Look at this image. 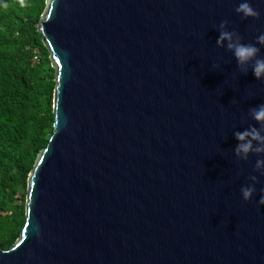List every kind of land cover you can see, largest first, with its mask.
<instances>
[{
    "label": "water",
    "instance_id": "1",
    "mask_svg": "<svg viewBox=\"0 0 264 264\" xmlns=\"http://www.w3.org/2000/svg\"><path fill=\"white\" fill-rule=\"evenodd\" d=\"M237 2L46 0L53 133L0 264H264V175L234 153L264 79L216 43L227 19L264 56V0Z\"/></svg>",
    "mask_w": 264,
    "mask_h": 264
},
{
    "label": "trees",
    "instance_id": "2",
    "mask_svg": "<svg viewBox=\"0 0 264 264\" xmlns=\"http://www.w3.org/2000/svg\"><path fill=\"white\" fill-rule=\"evenodd\" d=\"M45 5L46 0H0V243L5 249L24 226L29 174L53 133L55 70L38 30ZM42 49L46 56L36 61Z\"/></svg>",
    "mask_w": 264,
    "mask_h": 264
},
{
    "label": "clouds",
    "instance_id": "3",
    "mask_svg": "<svg viewBox=\"0 0 264 264\" xmlns=\"http://www.w3.org/2000/svg\"><path fill=\"white\" fill-rule=\"evenodd\" d=\"M21 3H23V0H21ZM234 11L244 19H259L261 16L258 8L253 6L252 0H238ZM228 24L227 19L220 21L217 45L226 46L232 52L237 66L242 72L246 73L247 66L251 63L253 75L257 79H264V56L260 55V48L257 44L242 42V37L235 29L229 30L227 28ZM255 40L258 44L264 45V32L259 33ZM216 66L214 65V67ZM249 114L252 120L259 124V127L249 125L243 130L234 132V137L238 142L234 148V153L239 160L245 161L249 159L250 154H256L257 158L253 165L254 170L264 175V103L250 108ZM248 179L251 182L240 187L241 197L245 201L253 198L257 192L256 185L259 182V177L255 174L249 175ZM259 192L258 206L264 205V188H260Z\"/></svg>",
    "mask_w": 264,
    "mask_h": 264
},
{
    "label": "rangeland",
    "instance_id": "4",
    "mask_svg": "<svg viewBox=\"0 0 264 264\" xmlns=\"http://www.w3.org/2000/svg\"><path fill=\"white\" fill-rule=\"evenodd\" d=\"M43 53V54H42ZM42 53H38V55L35 57V60L38 61L39 59H41V56H46V52L45 49H42Z\"/></svg>",
    "mask_w": 264,
    "mask_h": 264
}]
</instances>
